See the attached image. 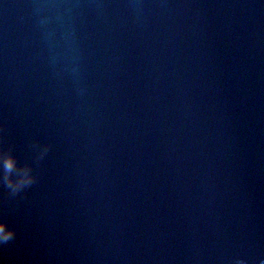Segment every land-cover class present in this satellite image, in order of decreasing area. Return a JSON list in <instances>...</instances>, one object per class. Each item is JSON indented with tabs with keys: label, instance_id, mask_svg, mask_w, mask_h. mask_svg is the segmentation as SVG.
Wrapping results in <instances>:
<instances>
[{
	"label": "water",
	"instance_id": "water-1",
	"mask_svg": "<svg viewBox=\"0 0 264 264\" xmlns=\"http://www.w3.org/2000/svg\"><path fill=\"white\" fill-rule=\"evenodd\" d=\"M9 151L0 264H264V0H0Z\"/></svg>",
	"mask_w": 264,
	"mask_h": 264
},
{
	"label": "clouds",
	"instance_id": "clouds-1",
	"mask_svg": "<svg viewBox=\"0 0 264 264\" xmlns=\"http://www.w3.org/2000/svg\"><path fill=\"white\" fill-rule=\"evenodd\" d=\"M32 147H38V145H32ZM48 151V147H44L39 151L35 159L37 164ZM32 171L33 169L27 165L18 166L17 160L11 154V151L0 154V183L9 190L10 196L15 197L36 182V177L32 175ZM13 176H15V179H13ZM14 239L15 232L8 229L5 223L0 222V245H7ZM236 264H244V262L237 261Z\"/></svg>",
	"mask_w": 264,
	"mask_h": 264
}]
</instances>
